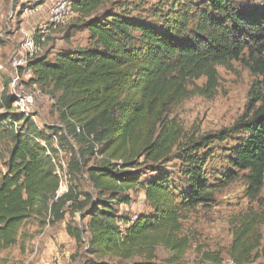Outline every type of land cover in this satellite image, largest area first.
Here are the masks:
<instances>
[{
  "label": "trees",
  "instance_id": "16d2710c",
  "mask_svg": "<svg viewBox=\"0 0 264 264\" xmlns=\"http://www.w3.org/2000/svg\"><path fill=\"white\" fill-rule=\"evenodd\" d=\"M256 1L260 4L177 0L181 5L160 27L104 8L83 22L95 38L92 48L61 52L53 61L46 54L28 60L29 82L51 86L62 127L39 128L31 115L12 107L14 96L6 87L0 92V138L9 142L5 171H0V251L16 245L31 218L41 226L62 220L70 200L78 204L75 211L89 218L86 227L66 225L76 243L82 241V231L89 233L84 264H157V234L176 226L179 210L213 202L215 191L240 171L245 172L246 194L256 198L264 183V0ZM101 2L77 0L76 9L89 16ZM132 33L137 34L135 46L127 45ZM233 61L254 77L246 109L228 128L177 142L165 117L169 105L188 94L186 81L203 78L198 90L211 93L218 84L217 66L229 69ZM68 136L84 146L80 162L77 152L69 151ZM227 138L233 144L224 157L226 167L208 172L209 144ZM61 148L69 153L65 163L70 174L75 176L80 163L86 167L94 195L84 193L79 201L82 194L69 188L55 198L59 180L52 158ZM96 155L106 159L87 166ZM138 155L155 163L171 155L178 161L185 183L179 201L158 166H150L153 174L143 181L140 174L116 170L110 163L132 164ZM133 186L143 190L153 213L135 219L117 214L118 205L130 203L125 191ZM238 234L232 256L243 264L251 250L242 247L244 235ZM137 252L144 257L133 259Z\"/></svg>",
  "mask_w": 264,
  "mask_h": 264
},
{
  "label": "rangeland",
  "instance_id": "374dc122",
  "mask_svg": "<svg viewBox=\"0 0 264 264\" xmlns=\"http://www.w3.org/2000/svg\"><path fill=\"white\" fill-rule=\"evenodd\" d=\"M41 1L44 0H0V64L3 66L0 68V92L6 87L7 93L14 97L32 95L33 104L25 109V112L32 116L37 126L62 127L54 100L51 98V86L30 83L32 72L25 69V65H18L19 60L25 57L22 42L40 19V13L34 14L26 9ZM236 1L244 5L260 4L256 0ZM178 5L181 4L177 0H102L99 7L89 16L75 9L65 25L54 29L48 36L43 54L47 55L48 61H53L61 52L80 47L92 48L95 38L83 27V22L104 8H110L120 17L139 19L160 27L163 26L168 13ZM136 41L137 34L132 33L127 45L135 46ZM217 71L218 84L211 93H202L198 90L197 87L204 83L203 78L186 81L188 94L169 105L165 117L177 142L228 128L246 109L247 91L254 80L251 73L238 61H233L229 69L217 66ZM66 140L71 155L76 151L80 162L79 150L84 146L73 137L68 136ZM232 144V138L214 140L209 144L212 156L206 164L208 172L213 173L226 167L224 157ZM54 145L56 147L55 139ZM8 147V140L0 138L2 172L5 171L3 163L8 156ZM174 149L175 147L173 151ZM57 152L56 159L64 162L69 160V153L62 148ZM103 158L96 155L88 160L87 166L93 163L100 164L106 159ZM110 163L116 166V170L140 174V180L143 181L153 174L150 166H158L166 175L165 184L178 196V201L179 195L185 192L178 161L172 155L158 163L147 160L144 155L132 157V164H124L121 160H110ZM79 167L80 170L75 176L70 174L67 168L64 172L65 177L59 182L62 185L61 194L69 188L73 189L74 192L82 194L78 198L81 201L84 193L93 195L95 193L88 179L86 167L81 163ZM244 173L238 172V177L227 187L215 191L213 202L178 211L176 226L157 234L158 239L161 237L153 246L154 261L157 264H237L232 256L237 233L244 235L241 237L242 247L251 250L248 261L243 264H264V183L258 196L251 198L245 192L246 182L242 177ZM125 194L129 196L130 203L118 205L117 214L135 219L141 214L153 213L140 187L128 188ZM71 203L69 200L65 205L67 214L64 225L69 223L72 227H86L89 218L75 211L77 203ZM39 222V219L31 218L22 226L16 245L0 251V264H84L87 258L84 249L89 238L87 231H82V241L73 242L70 252H67L68 241L51 242L55 230L66 231V229L63 231V224L61 227L55 225L54 230L51 225L44 229L45 223L41 226ZM120 225L123 226L121 223ZM49 234L51 238L48 240L45 236ZM175 243H180L177 249L170 246ZM133 256V259L139 260L144 257V253L137 252ZM108 258V255L104 257Z\"/></svg>",
  "mask_w": 264,
  "mask_h": 264
},
{
  "label": "built area",
  "instance_id": "2783aa9c",
  "mask_svg": "<svg viewBox=\"0 0 264 264\" xmlns=\"http://www.w3.org/2000/svg\"><path fill=\"white\" fill-rule=\"evenodd\" d=\"M76 1L77 0H44L40 3H36L30 9H26V11L29 10L34 14L40 13V19L31 33H28L22 42L25 57L19 60L18 65H25V69H27L26 63L28 60L43 54L44 45L48 40V36L54 29L65 25V23L72 17L76 9ZM2 67L3 66L0 64V68ZM29 72L31 73L30 70ZM32 104V95H16L13 99L12 107L19 111H25V109ZM47 154H50L49 151H47ZM52 161L56 164L55 174L58 177V180L61 181L65 177L64 172L66 170V163L55 157L52 158ZM61 191L62 185L61 182H59V186L55 191V198L61 195ZM48 225L49 224H46L47 227Z\"/></svg>",
  "mask_w": 264,
  "mask_h": 264
},
{
  "label": "crops",
  "instance_id": "0c3cea01",
  "mask_svg": "<svg viewBox=\"0 0 264 264\" xmlns=\"http://www.w3.org/2000/svg\"><path fill=\"white\" fill-rule=\"evenodd\" d=\"M66 212H65V215H64V218L62 219V220H60V221H58V222H56L55 224H53V225H51L53 228H54V230H55V225H59L58 227H61L62 226V224H63V226L62 227H64V229H63V231L66 229V225H64V223H65V216H66ZM61 224V225H60ZM44 229H46L47 227H46V225L43 227ZM53 235V239L51 240V242L53 243V240L54 241H59V242H63V241H68L69 242V245L67 246V252L69 251L70 252V246L72 247L73 245V242L75 243V241H74V239L67 233V231H64V232H62V229L61 230H58V232H56V230H55V234H52ZM55 237V238H54ZM45 238L46 239H48L49 240V238H51L50 237V234L49 235H47V236H45ZM50 244V243H49ZM68 248H69V250H68ZM66 250V249H65Z\"/></svg>",
  "mask_w": 264,
  "mask_h": 264
}]
</instances>
